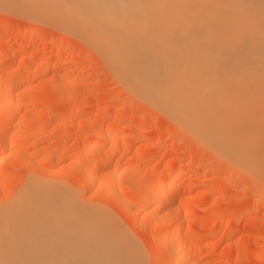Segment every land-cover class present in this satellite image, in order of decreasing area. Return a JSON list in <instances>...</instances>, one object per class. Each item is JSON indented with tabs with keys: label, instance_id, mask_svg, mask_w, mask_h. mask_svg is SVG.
Listing matches in <instances>:
<instances>
[{
	"label": "rangeland",
	"instance_id": "1",
	"mask_svg": "<svg viewBox=\"0 0 264 264\" xmlns=\"http://www.w3.org/2000/svg\"><path fill=\"white\" fill-rule=\"evenodd\" d=\"M21 29L36 36L24 37ZM0 92L10 111L17 101L25 104L11 126L1 120L8 110L0 109V143L7 148L1 145L0 206L11 207L40 186L108 212L138 245L142 264L160 262L177 247L186 250L168 264H264V171L256 178L234 170L129 92L78 38L0 10ZM97 141L92 151L83 150ZM103 159L109 161L101 170L96 165ZM114 160L120 162L118 193L133 204L141 191L176 177L181 186L169 195L179 220L162 219L169 206L152 211L155 201L151 209L145 202L135 223L120 195L112 197L107 173ZM87 176L94 181L86 183ZM174 229L166 248L161 240Z\"/></svg>",
	"mask_w": 264,
	"mask_h": 264
},
{
	"label": "bare ground",
	"instance_id": "2",
	"mask_svg": "<svg viewBox=\"0 0 264 264\" xmlns=\"http://www.w3.org/2000/svg\"><path fill=\"white\" fill-rule=\"evenodd\" d=\"M0 10L78 38L129 92L163 111L234 170L254 177L264 171V0H0ZM20 33L36 36L23 29ZM1 92L0 109L7 111L11 104ZM23 107L17 101L4 111V126ZM96 143L83 150L92 151ZM108 161L96 167L104 168ZM119 163L111 162L107 173L112 197L119 194L114 176ZM85 180L92 183L94 178ZM159 183L141 191L134 204L119 194V205L135 223L145 202L151 209L155 201L152 211L169 206L162 219L179 220L171 206L176 198L169 193L181 182L173 177ZM39 188L23 192L11 207L0 206V264L144 262L138 245L108 212L82 205L73 194ZM175 229L161 240L166 248ZM185 250L174 248L155 264H168Z\"/></svg>",
	"mask_w": 264,
	"mask_h": 264
}]
</instances>
